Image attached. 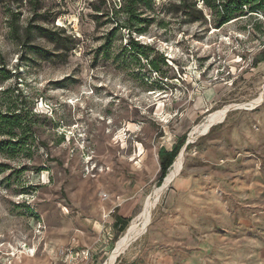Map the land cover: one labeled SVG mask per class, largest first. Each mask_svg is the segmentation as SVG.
Instances as JSON below:
<instances>
[{
    "label": "rangeland",
    "instance_id": "obj_1",
    "mask_svg": "<svg viewBox=\"0 0 264 264\" xmlns=\"http://www.w3.org/2000/svg\"><path fill=\"white\" fill-rule=\"evenodd\" d=\"M153 2L137 40L166 59L160 72L112 31L120 0H0V111L26 128L16 149L0 146V264H87L109 206L126 200L140 210L116 244L154 206L115 264L139 251L160 264L156 242L170 264H264V12L216 29L202 3L205 20L189 23L175 0ZM183 138L160 182L159 150Z\"/></svg>",
    "mask_w": 264,
    "mask_h": 264
},
{
    "label": "trees",
    "instance_id": "obj_2",
    "mask_svg": "<svg viewBox=\"0 0 264 264\" xmlns=\"http://www.w3.org/2000/svg\"><path fill=\"white\" fill-rule=\"evenodd\" d=\"M153 1L120 0V4L114 5L108 15L114 21L115 27L112 31H128L130 50L138 57H145L149 66L155 72H160V65H167L166 59L163 58L161 61H157L152 57L154 50L151 46L142 44L140 40H137V36L147 34L155 23V18L147 14V12H154ZM199 3H202L204 7L214 13L215 18L212 25L216 29H221L231 21L246 17L249 14L264 12V0H175L170 6L174 13L183 17L187 22L194 23L205 20L203 8H198ZM246 9L248 12L245 11ZM57 30L58 32H54L46 28H40L41 35L51 42H66V39L61 38L59 34L61 29L57 28ZM34 49L42 51L39 53L47 52L36 47ZM25 129L24 120L17 110L0 111V135L9 137L7 140L0 141V146H4L6 149H16L21 142L20 140H22L21 136L26 135ZM27 132L32 131L28 130ZM185 143L186 139L183 138L173 146L171 151H168L165 147L159 150L160 182H163L168 175L169 169L174 165L173 163H175L174 161Z\"/></svg>",
    "mask_w": 264,
    "mask_h": 264
},
{
    "label": "crops",
    "instance_id": "obj_3",
    "mask_svg": "<svg viewBox=\"0 0 264 264\" xmlns=\"http://www.w3.org/2000/svg\"><path fill=\"white\" fill-rule=\"evenodd\" d=\"M166 148V147H165ZM168 151L169 149L166 148ZM175 182H179L177 179ZM114 206H109L108 213L105 217V225L100 232L99 239L93 248H89L91 257L85 261L87 264H95L98 260V256H105L109 251L113 249L116 250L118 243L116 244L118 238L124 233L127 224L135 215L138 214L140 210V202L138 200H126L113 202ZM112 207V208H111ZM111 208V209H110ZM128 230V229H127ZM156 249L151 254L150 260H157L160 264H170V255L167 252V248L161 244L155 243ZM110 254L107 261L103 264H115L116 260L114 258V252ZM142 252H137L135 254H129L124 261L120 264H141L139 259H141ZM139 260V261H138Z\"/></svg>",
    "mask_w": 264,
    "mask_h": 264
},
{
    "label": "bare ground",
    "instance_id": "obj_4",
    "mask_svg": "<svg viewBox=\"0 0 264 264\" xmlns=\"http://www.w3.org/2000/svg\"><path fill=\"white\" fill-rule=\"evenodd\" d=\"M212 94H210L211 96ZM264 101V93L261 95V98L258 99L257 103L260 104ZM220 118H218L215 121H218ZM215 121L208 125V131L210 128L215 124ZM206 128V127H205ZM199 129V128H198ZM197 129V130H198ZM137 159V158H136ZM184 162V155H180L177 163L176 168H178L182 163ZM154 202H150L149 205L144 209V211L138 215L131 223V226L129 228V232L126 234V236L119 242L118 247L116 248L114 252V258L116 259V256L131 242L136 240L145 230L148 224V217L150 210L153 208ZM35 250H31L28 254L25 252H21L22 255H27L28 257H35ZM111 264V263H110Z\"/></svg>",
    "mask_w": 264,
    "mask_h": 264
},
{
    "label": "built area",
    "instance_id": "obj_5",
    "mask_svg": "<svg viewBox=\"0 0 264 264\" xmlns=\"http://www.w3.org/2000/svg\"><path fill=\"white\" fill-rule=\"evenodd\" d=\"M103 199H104L105 201L108 200V199H109L108 195L104 194ZM82 253H83V256H84L85 258H88V256H89V252H85V251H83Z\"/></svg>",
    "mask_w": 264,
    "mask_h": 264
},
{
    "label": "water",
    "instance_id": "obj_6",
    "mask_svg": "<svg viewBox=\"0 0 264 264\" xmlns=\"http://www.w3.org/2000/svg\"><path fill=\"white\" fill-rule=\"evenodd\" d=\"M189 144H190V140H188V141L185 143V145L183 146V148L181 149V151H182V150L186 151V149H187V147H188ZM181 151H180V152H181ZM179 154H180V153H179ZM176 158H177V157H176ZM175 160H176V159H175ZM174 162H175V161H174ZM173 164H174V163H173ZM172 166H173V165H172ZM172 166H171V167H172ZM165 179H166V178H165ZM165 179H164V180H165Z\"/></svg>",
    "mask_w": 264,
    "mask_h": 264
}]
</instances>
